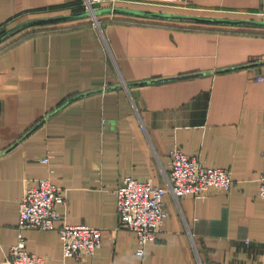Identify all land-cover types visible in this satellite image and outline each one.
<instances>
[{"label": "crops", "instance_id": "obj_1", "mask_svg": "<svg viewBox=\"0 0 264 264\" xmlns=\"http://www.w3.org/2000/svg\"><path fill=\"white\" fill-rule=\"evenodd\" d=\"M81 1L0 0V30ZM118 7L264 19V0ZM98 16L101 25L92 17L71 30L46 26L0 51V264L17 240L20 199L43 177L67 197L61 222L103 230L96 253L77 260L63 255L56 229H26L28 249L49 264H264V80L256 79L264 63H253L264 54V26ZM171 148L231 169L234 185L208 197L167 193L163 230L139 255L136 233L120 226L115 189L126 175L166 184Z\"/></svg>", "mask_w": 264, "mask_h": 264}, {"label": "built area", "instance_id": "obj_2", "mask_svg": "<svg viewBox=\"0 0 264 264\" xmlns=\"http://www.w3.org/2000/svg\"><path fill=\"white\" fill-rule=\"evenodd\" d=\"M122 0H83L86 10L100 24L97 13L100 4L118 7ZM140 1L147 4L181 7L187 0H123ZM114 14V12H111ZM264 61V54L255 58ZM264 80V73L256 76ZM171 169L166 184L154 183L151 179L123 176L115 189L120 226L133 230L138 238L139 255L145 254L149 241L157 240L163 230L168 211L165 196L171 192L177 199L192 194L208 197L212 191L229 192L234 185L231 169L208 166L195 154H188L179 148L169 150ZM50 161V155L41 158ZM259 195L264 198V172L259 186ZM59 203H67V197L50 178H40L28 185L19 203L17 240L10 246L7 264H49V258L28 249L25 230L29 228L56 229L62 241L63 255L83 260L96 253L103 242V230L86 224L61 222ZM224 264V263H223Z\"/></svg>", "mask_w": 264, "mask_h": 264}, {"label": "water", "instance_id": "obj_3", "mask_svg": "<svg viewBox=\"0 0 264 264\" xmlns=\"http://www.w3.org/2000/svg\"><path fill=\"white\" fill-rule=\"evenodd\" d=\"M99 11L100 12L101 11H107V12L121 11V12L141 13V14L157 16V17L190 19V20H194L197 22H206V23H223V24H232V25L251 24V25L264 26V19L205 17V16L189 15V14H184V13L168 12V11H161V10H142V9H133V8L129 9V8H122V7H115V8L107 7V8L100 9V10L97 9V13H99ZM86 14H90V12L86 11L82 13H69V14H59V15H49V16H44V17H37V18L27 20L24 23L16 27H20L22 25H27V24L40 25V24L64 20V19H68L71 17L80 16V15L82 16ZM12 29H10V31ZM5 34L6 33H3L0 35V40L4 38ZM253 63L259 64V63H264V61H258V62H253Z\"/></svg>", "mask_w": 264, "mask_h": 264}, {"label": "trees", "instance_id": "obj_4", "mask_svg": "<svg viewBox=\"0 0 264 264\" xmlns=\"http://www.w3.org/2000/svg\"><path fill=\"white\" fill-rule=\"evenodd\" d=\"M85 5L84 2L81 1L79 4H77V6L73 7L72 9H70L67 12H56V13H48V14H44L42 15V17L44 16H49V15H59V14H69V13H82V12H86L85 9ZM58 10V9H57ZM79 20H87L89 22L93 21L92 15L90 14H86V15H80V16H76V17H71L68 19H64V20H59V21H55V22H49V23H44V24H40V25H22L20 27H16V28H11L12 30L10 31V29H2L0 30V35L3 33H6L4 38L2 40H0V51L1 49L7 48V47H11L13 44L21 41L22 39L26 38L27 36H30L32 33H36V32H40L42 31L41 29H45L44 27L46 26H52V25H56L58 30H71L74 28H77L78 26L81 25V23H78L77 21ZM30 26H36V27H40L38 29H33V30H27L29 29ZM34 27V28H36ZM47 29L52 30V27H48ZM47 30V31H49ZM10 31V32H8ZM46 31V30H45ZM8 32V33H7ZM19 32H23L25 35L24 36H20L19 38H16L12 44H3V42L11 37H14L17 33Z\"/></svg>", "mask_w": 264, "mask_h": 264}, {"label": "rangeland", "instance_id": "obj_5", "mask_svg": "<svg viewBox=\"0 0 264 264\" xmlns=\"http://www.w3.org/2000/svg\"><path fill=\"white\" fill-rule=\"evenodd\" d=\"M85 9H86V8H85ZM86 11H87V10H86ZM92 17H93V16H92ZM93 18H94V17H93ZM100 25H101V24H100ZM255 60H256V59L254 58V59H253V62H257V61H255Z\"/></svg>", "mask_w": 264, "mask_h": 264}]
</instances>
